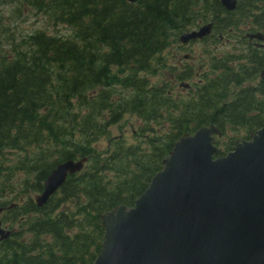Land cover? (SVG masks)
Here are the masks:
<instances>
[{"label":"trees","instance_id":"1","mask_svg":"<svg viewBox=\"0 0 264 264\" xmlns=\"http://www.w3.org/2000/svg\"><path fill=\"white\" fill-rule=\"evenodd\" d=\"M10 1L71 34L37 29L18 42L9 35V54L0 39V199L16 202L3 213L13 231L0 240V264H92L103 234L99 215L132 206L182 134L215 124L221 156L264 127V81L233 91L256 75L257 55L236 68L210 57L209 73L186 95L172 93L173 82L193 79L187 63L174 60L169 80L156 81L163 53L218 17L219 0ZM256 8L236 10L264 27V5ZM5 32L0 20V38ZM126 116L127 126L111 134ZM82 158L83 170L38 207L31 193L42 192L50 171Z\"/></svg>","mask_w":264,"mask_h":264},{"label":"water","instance_id":"2","mask_svg":"<svg viewBox=\"0 0 264 264\" xmlns=\"http://www.w3.org/2000/svg\"><path fill=\"white\" fill-rule=\"evenodd\" d=\"M220 2L227 10L235 6ZM210 28L183 33L179 41L202 39ZM249 37L264 40L261 33ZM217 136L213 124L183 134L132 207L101 213L102 243L92 264H264V127L222 157H215ZM85 161L59 163L36 204L44 205ZM10 234L0 222V240Z\"/></svg>","mask_w":264,"mask_h":264},{"label":"rangeland","instance_id":"3","mask_svg":"<svg viewBox=\"0 0 264 264\" xmlns=\"http://www.w3.org/2000/svg\"><path fill=\"white\" fill-rule=\"evenodd\" d=\"M14 1L10 0H0V20L2 24L4 25V28L6 29V32L4 34L5 44H8L7 42V36L11 35L13 38H15V42H18L21 37L24 35L34 32L37 29H45L49 34H53L56 29H59V34L61 35H70L71 31L69 28L65 25H59V26H52L49 24L46 17L43 15H37L35 16L32 13H22L20 10L17 9V7L13 6ZM11 32V33H10ZM217 44V43H216ZM212 41L199 43L196 42L194 45L190 46L186 50H179L175 46V44H172L164 53L163 57L165 58V67L158 70V78L160 82L164 80H169V75L171 73L170 67L177 64L174 62V59H178L181 61V57L184 54H190L191 59L188 61L182 60V63H187L188 65L192 66V71L194 73L199 72V75L202 76L201 73H209L208 70V62L214 63L215 60L210 58L214 57L219 59L220 52L227 51L231 52L233 54H239L241 52V48H233V47H227L223 45H218V49L214 50V46L216 45ZM5 51L8 50V47L4 45ZM229 50V51H228ZM176 55L174 56V53ZM177 56V57H176ZM210 58V59H209ZM202 67L203 70H198V68ZM199 76V78H200ZM198 78V77H194ZM194 78L190 80V82H194ZM173 95H186V92L188 90H184L183 88H180L178 86L173 87ZM234 91V90H233ZM129 121V117H125L121 121H119L118 124L114 125L111 128V134H117L121 129L125 128L127 126V122ZM103 145H106V140L102 139ZM35 194L31 193V196L33 197ZM10 198V197H9ZM9 198L4 197L1 198L0 201H8L6 205H8L11 202L15 203L14 199L9 200ZM1 203V202H0Z\"/></svg>","mask_w":264,"mask_h":264},{"label":"flooded vegetation","instance_id":"4","mask_svg":"<svg viewBox=\"0 0 264 264\" xmlns=\"http://www.w3.org/2000/svg\"><path fill=\"white\" fill-rule=\"evenodd\" d=\"M220 2V0H219ZM220 4V3H219ZM264 0H237L235 3V7L232 11H226L221 5V7L224 9L221 13H219L218 17H214L210 19L211 22V31L208 37L204 38L202 41L208 42L212 41L214 44V50L218 49V45H223L225 48L227 47H233L235 48H241L244 51L243 56L236 55L227 51L220 52L219 57L220 58H245L246 56H251L254 54V57L257 55L258 58L254 59L258 66V72L259 67L262 65L263 57H262V51L264 50V43H260L256 41L255 39H248L246 37V34L250 32L255 31H262L264 33V27H258L255 23H252L251 18L242 17L240 18L239 12H241L244 8H252L254 6L258 7V9L263 8ZM240 6L239 12L236 10ZM256 8V11L258 10ZM252 11H255L254 9ZM233 15L232 18L234 20V25H231L229 22H227L228 18L227 16ZM228 23V24H227ZM200 26V25H199ZM258 28V29H257ZM198 41L189 42L186 45L177 44L176 47L179 48V50H186L190 46L194 45ZM248 49L252 51L250 55L248 53ZM177 52L174 53V56ZM177 57V56H176ZM188 59H191L189 56H185ZM260 65V66H259ZM174 83V82H173Z\"/></svg>","mask_w":264,"mask_h":264}]
</instances>
